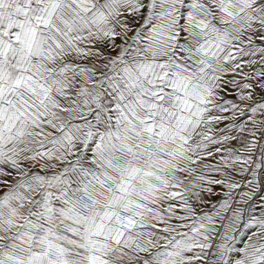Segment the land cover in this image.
<instances>
[{
	"label": "snow or ice",
	"instance_id": "snow-or-ice-1",
	"mask_svg": "<svg viewBox=\"0 0 264 264\" xmlns=\"http://www.w3.org/2000/svg\"><path fill=\"white\" fill-rule=\"evenodd\" d=\"M0 264H264V0H0Z\"/></svg>",
	"mask_w": 264,
	"mask_h": 264
}]
</instances>
